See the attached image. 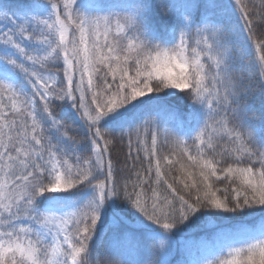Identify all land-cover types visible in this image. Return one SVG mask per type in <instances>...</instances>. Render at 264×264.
<instances>
[{"label": "snow or ice", "instance_id": "1", "mask_svg": "<svg viewBox=\"0 0 264 264\" xmlns=\"http://www.w3.org/2000/svg\"><path fill=\"white\" fill-rule=\"evenodd\" d=\"M0 21V264H172L213 218L177 264H264V0H0Z\"/></svg>", "mask_w": 264, "mask_h": 264}, {"label": "trees", "instance_id": "2", "mask_svg": "<svg viewBox=\"0 0 264 264\" xmlns=\"http://www.w3.org/2000/svg\"><path fill=\"white\" fill-rule=\"evenodd\" d=\"M244 3L249 5L250 7L252 5H256L257 8H259L261 0H243ZM13 6L19 5L23 3V0H12ZM238 30V29H237ZM257 36L258 38H264V28H257ZM257 54L253 49H248L245 55V58L243 60V66H244V75L250 76L254 80L256 78V75L258 73V69L255 66ZM241 65L238 64L237 67L239 68ZM58 69L52 68L51 71H57ZM60 76H63V65H60L59 68ZM239 74V73H238ZM261 101L262 98L260 96V93L258 90H255L252 95L249 97V103L253 106V113L251 115L258 116L260 114V108H261ZM169 103L171 105H174L181 110H183L184 101H178L177 99H169ZM73 128V135H76L79 139L80 136L83 134V130L79 128L77 123L71 124ZM175 134V133H173ZM120 151V146L117 145L116 148L113 149V154L116 155ZM124 152H126V148L123 149ZM173 175H181L176 170H173ZM154 177V173H153ZM166 188V186H163ZM176 187L180 188L182 185L177 184ZM163 190V188H162ZM148 195H151V191H148ZM252 219H258V217H250L249 220ZM228 225L225 224L224 221L213 218V221L211 224L209 222L202 220L198 225L193 227L190 230H186L185 233L181 236H178L176 238V248L174 250L173 255L170 257L172 264H177L178 261H181L182 259H186L187 253L184 251V246L187 245L191 247L193 255H206L207 250L202 247V245L207 243V234L215 231L218 227H227ZM101 254L103 253V249H100Z\"/></svg>", "mask_w": 264, "mask_h": 264}, {"label": "rangeland", "instance_id": "3", "mask_svg": "<svg viewBox=\"0 0 264 264\" xmlns=\"http://www.w3.org/2000/svg\"><path fill=\"white\" fill-rule=\"evenodd\" d=\"M6 21H0V30L6 31L7 28L5 27Z\"/></svg>", "mask_w": 264, "mask_h": 264}]
</instances>
